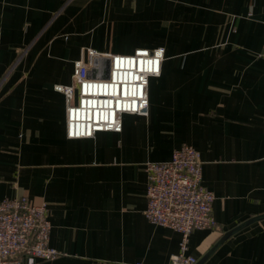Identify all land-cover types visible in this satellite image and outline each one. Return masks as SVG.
I'll return each mask as SVG.
<instances>
[{
  "label": "crops",
  "instance_id": "0c3cea01",
  "mask_svg": "<svg viewBox=\"0 0 264 264\" xmlns=\"http://www.w3.org/2000/svg\"><path fill=\"white\" fill-rule=\"evenodd\" d=\"M165 49L150 78L147 116L121 133L72 140L66 98L86 50ZM264 0H0V201L25 196L50 210L53 261L167 264L181 236L152 225L149 162L182 145L200 152L215 230H196L201 262L230 230L264 214ZM202 264H264V220Z\"/></svg>",
  "mask_w": 264,
  "mask_h": 264
},
{
  "label": "built area",
  "instance_id": "2783aa9c",
  "mask_svg": "<svg viewBox=\"0 0 264 264\" xmlns=\"http://www.w3.org/2000/svg\"><path fill=\"white\" fill-rule=\"evenodd\" d=\"M74 63L73 86L55 90L66 98V134L69 139H92L99 133H121L125 115L147 116L150 78L159 76L165 49H138L131 55L86 50ZM264 59V51L260 54ZM108 78H96L92 72ZM106 69V67H105ZM147 207L144 216L152 225L181 236L179 252L167 264H197L188 253L191 234L215 230V196L203 185L198 150L190 145L176 149L165 162L146 164ZM50 210L47 203L33 205L25 196L0 201V264H23L24 258L53 261L60 252L50 247Z\"/></svg>",
  "mask_w": 264,
  "mask_h": 264
},
{
  "label": "water",
  "instance_id": "95a60500",
  "mask_svg": "<svg viewBox=\"0 0 264 264\" xmlns=\"http://www.w3.org/2000/svg\"><path fill=\"white\" fill-rule=\"evenodd\" d=\"M102 64H103L104 73L99 74V72L94 71V72H92L93 77L108 78V76H109V68H108L109 62L105 61ZM105 67H106V69H105ZM261 220H264V214L257 216V217H254L252 219H249V220L245 221L244 223L240 224L239 226L235 227L234 229L230 230L229 232H227L221 238V240L218 242V244L210 251V253L207 256H205V258L203 260H201L200 263H197V264H202L214 252V250L217 246L221 245L224 241H226L228 238L233 236L235 233H237V232L243 230L244 228L250 226L251 224L258 222V221H261Z\"/></svg>",
  "mask_w": 264,
  "mask_h": 264
}]
</instances>
